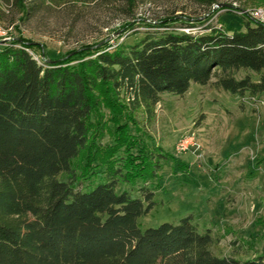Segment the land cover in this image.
Wrapping results in <instances>:
<instances>
[{"label":"trees","instance_id":"16d2710c","mask_svg":"<svg viewBox=\"0 0 264 264\" xmlns=\"http://www.w3.org/2000/svg\"><path fill=\"white\" fill-rule=\"evenodd\" d=\"M247 19L244 29L209 24L195 33L165 21L162 32L75 65L73 57L42 63L22 40L0 46V264H264V241L246 260L216 255L212 232L191 215L142 229L155 193L118 191L156 178L166 157L160 148L134 156L125 110L151 120L163 94L184 96L214 78L233 96H264V24ZM242 70L258 79H237Z\"/></svg>","mask_w":264,"mask_h":264},{"label":"rangeland","instance_id":"374dc122","mask_svg":"<svg viewBox=\"0 0 264 264\" xmlns=\"http://www.w3.org/2000/svg\"><path fill=\"white\" fill-rule=\"evenodd\" d=\"M219 1L207 6L199 0H27L22 8L15 0H0V46L22 40L34 45L31 52L42 63L73 57L75 65L96 57L97 51L162 32L168 28L160 27L165 21L169 30L180 33L209 24L244 29L249 14L264 9V0ZM246 75L258 79L250 71L234 74L237 79ZM100 95L101 112L110 121L106 96ZM125 113L123 122L137 143L134 156L157 148L166 155L156 178L119 184V192L135 197L144 186L155 193L156 206L139 220L142 229L191 215L200 231L212 232L216 255L254 256L264 241V96H233L214 78L206 86L193 83L184 96L163 94L151 120L143 109ZM193 134L200 148L180 152L179 144ZM125 155L124 149L117 153ZM95 165L97 171L105 170ZM95 178L87 184H95Z\"/></svg>","mask_w":264,"mask_h":264},{"label":"built area","instance_id":"2783aa9c","mask_svg":"<svg viewBox=\"0 0 264 264\" xmlns=\"http://www.w3.org/2000/svg\"><path fill=\"white\" fill-rule=\"evenodd\" d=\"M249 15H250L249 18H251V19H253V20H255L261 24H264V9H256V10L252 11ZM193 147H197V149L200 148L195 141V134H193L189 138L183 140L179 144L178 150L180 152H186L190 148H193Z\"/></svg>","mask_w":264,"mask_h":264}]
</instances>
